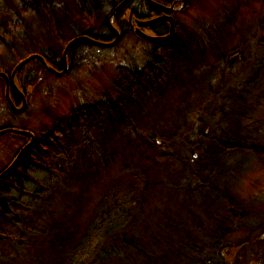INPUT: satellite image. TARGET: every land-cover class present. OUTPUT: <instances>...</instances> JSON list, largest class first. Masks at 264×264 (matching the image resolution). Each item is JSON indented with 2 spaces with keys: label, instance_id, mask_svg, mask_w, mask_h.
<instances>
[{
  "label": "rangeland",
  "instance_id": "rangeland-1",
  "mask_svg": "<svg viewBox=\"0 0 264 264\" xmlns=\"http://www.w3.org/2000/svg\"><path fill=\"white\" fill-rule=\"evenodd\" d=\"M120 1L93 0L95 7H87V13L79 7L82 0H49L41 8V17L27 18L18 1L0 0V73L8 77L28 56L42 57L60 73L66 46L81 37L112 44L116 37L108 19L120 7L111 21L119 33L112 46L76 43L67 53L62 76L49 72L35 59L21 67L20 80L26 77L28 85L18 84L17 73L14 82L19 91L25 90V96L18 93L24 96L25 110L17 112L14 108L22 106L12 102L14 108L9 107L6 82L0 77V131H25L36 140L47 141L46 137L60 133L67 137L76 130L83 136L82 142H92V134L104 140L99 147L96 143L87 148L81 146L79 136L72 134L73 142L70 136L65 137L69 141L65 151L72 159L70 170L53 171L55 178L50 180L30 168L26 172L31 179L24 182L13 174V180L26 189L21 199L30 201L29 195L35 194L42 201L53 202L46 211L44 228L59 222L64 231L75 229L73 224L87 223L99 199L109 193L112 212L117 209L115 203L125 208L140 207L144 228L150 229L155 223L163 225L158 232L164 238L172 221L185 215L179 202L187 197L174 192L178 188L176 175L181 173L182 162L202 155L198 131L206 132L208 126L204 117L207 114L200 111L203 99L208 101L209 112L216 113L212 115L213 124L222 123L226 128L229 121H234L248 141H243L245 146L237 153L220 161L222 171L216 175L221 180L219 186L249 213L227 221L231 233L222 239L223 249L209 253L212 264H264V0H186L184 5L183 0H174V5H182H175L171 12L174 34L159 45L144 42L134 33V19L144 20L153 12L150 18L158 16L150 9L153 6L146 0H129L128 5ZM163 30L162 24H154L143 32L152 36ZM178 46L187 47V51H178L168 71L158 77L157 88L149 93L143 86L154 81V73L144 77L143 69H154L150 63L156 55L169 57ZM55 58L58 65L52 63ZM139 85L140 93L132 88ZM226 88L230 90L228 97L223 92ZM122 103L130 106L126 116ZM233 110L241 116L233 115ZM104 116L109 118L106 124ZM174 125H183V143L166 147L156 137L151 142L154 134H168ZM28 140L30 143V138L12 133L0 136V175L29 144ZM27 152L18 159L26 158ZM31 152L28 155L32 156ZM52 162L59 167L69 163L64 158L53 160L52 170L57 168ZM77 163L92 167L93 176H76L70 182L68 178L78 173ZM183 177L181 187H197L189 171ZM66 191L70 192L67 196ZM215 204L216 199L211 206ZM220 211L226 221L229 216L224 217V210ZM243 241H247L244 247L237 246ZM227 244L232 246L225 247Z\"/></svg>",
  "mask_w": 264,
  "mask_h": 264
},
{
  "label": "trees",
  "instance_id": "trees-1",
  "mask_svg": "<svg viewBox=\"0 0 264 264\" xmlns=\"http://www.w3.org/2000/svg\"><path fill=\"white\" fill-rule=\"evenodd\" d=\"M17 1L22 15L33 18L34 15L42 16L41 8H45L49 0ZM156 1L162 5H169L174 2V0ZM81 3L79 7L87 13L90 11L87 7L90 8L91 5L95 7L93 0H82ZM151 10L153 9L151 8ZM175 51L164 59L156 55L154 61L150 63L154 69H143L142 74L144 77L154 73V81L149 83L148 86H143L149 93H151V89L154 88L153 90H155L157 88L158 77L168 71L170 61L175 59L178 51L183 53L187 51V47L178 46ZM57 61L58 59L55 58L52 63L58 65ZM172 67L174 66L172 65ZM22 71L23 68L18 71L16 81L19 85H28L26 77L20 80ZM140 86L142 85L132 88L134 90L138 89L136 92L140 93ZM120 87L123 88V84ZM206 89V91H209L210 88L206 87ZM144 92L141 93H148ZM223 92H226L225 95L228 97L227 93L230 90L226 88ZM201 100L200 107L202 110L200 111H202V114H207L204 117H206L205 121L208 125L206 132H204V129L198 131L201 138L199 146L202 148L200 151L202 155L200 154L194 160L187 159L182 162L181 173L176 175L175 182L178 183V188L174 192H181L184 194L182 196L187 197V199H182L179 202V206L185 211V215L183 217L178 216L177 219L172 221L173 224H171V227L169 226L170 232L164 238H160L158 232L159 227L163 225L155 223L150 229H156L152 231L144 228L142 221L140 222L142 217L140 207L133 205L125 208V206L120 207L118 203H115L117 209L112 212L113 201L108 199L112 196L109 193L106 195L104 193L105 196L103 195V198L99 199L93 211L95 213H92L87 223L73 224L75 229L68 228L64 231L59 222L47 225L44 228L45 218H47L45 217L47 216L46 211L53 205V202L42 201L35 194L29 195L30 201L22 200L21 197L26 189L21 183L14 181L13 178L17 174L23 178L20 179L22 182L30 180L31 178L27 175L30 168L49 176L50 180L55 178L53 171L60 173L59 169L70 170L72 159L65 151L69 141L67 139L66 142V136L60 133L53 135L52 138L46 137L47 141L44 139L36 140L33 152H31L32 156L26 155L14 175L8 173L0 181V264H212L213 258L209 253L214 254L217 249H223L220 247L222 239L231 233V227L225 225L228 224L227 221L230 220V217H241L249 213L239 208L238 202H234L233 198L219 186L221 180L216 179V175L222 171L220 161L228 154L237 153L240 148L245 146L243 141H248H246V134L242 136L239 133L241 127L234 121H229L226 128H223L222 123L213 124L216 113L209 112L207 109L208 101ZM121 105L125 108L122 113L126 116L128 114L127 109L130 106L123 103ZM230 106L232 107L234 104L230 103ZM225 107L226 105H224V109ZM232 113L236 117L241 116L236 110H233ZM224 115L225 111L222 117ZM104 118L107 117L104 116ZM108 121L109 118L105 123ZM169 131L168 134L164 135L154 134L151 137V142H154L155 137L166 147L184 142L183 125H174ZM102 132L103 130L97 133ZM72 134L79 136L81 146L87 148L91 144L95 146L97 143V147H99L104 143L102 138L93 134L92 142H82L83 136H80V132L76 130L68 133L66 137L68 138L70 135L72 142L74 141ZM192 151L195 150L192 149ZM87 156L89 157L90 153H87ZM59 158H64L69 163L59 167L57 162H52L57 167H52L54 168L52 170L51 161ZM76 171H78L77 174L71 176L70 179L68 178L70 182L76 176H79V178L83 176L86 179L94 174L93 168L86 166V164H78ZM188 171L192 180L197 184V187L192 189L190 186H180L183 176H186ZM3 184H8L9 187L2 188L1 185ZM64 188L68 187L65 186ZM17 193H20V195L17 196ZM68 193L70 192L66 191L64 195L67 196ZM196 195L200 196L196 197ZM215 199L216 204L211 206ZM132 201L135 202L136 200L133 199ZM33 206L40 208H33ZM220 210H224V217L229 216L226 221L221 217L222 212ZM246 242L243 241L237 246L240 245L242 248L246 245ZM158 244H161L159 249L156 247ZM231 246L229 244L225 245V247ZM28 250L29 252H27Z\"/></svg>",
  "mask_w": 264,
  "mask_h": 264
},
{
  "label": "water",
  "instance_id": "water-1",
  "mask_svg": "<svg viewBox=\"0 0 264 264\" xmlns=\"http://www.w3.org/2000/svg\"><path fill=\"white\" fill-rule=\"evenodd\" d=\"M129 0H124V2L122 3V5H125L126 2H128ZM151 6L153 7H157L158 9H162L168 13H171L173 11V7L172 8H166L164 6H161L160 4H157V3H154L152 2L151 0H146ZM186 2V0H183L182 1V4L184 5V3ZM120 7L116 8L114 13L112 14V16L110 17L109 19V26H110V29L112 30V32L114 33V36L116 37L115 41H113L112 44H115L118 40V37H119V33L112 27L111 25V21H112V18L115 16V14L119 11ZM161 21H167L170 23V32H173L174 31V25H173V20L171 17H166V18H158V19H154L152 21H149L145 24H139V27H147V26H151V25H154L158 22H161ZM137 35H139L141 38L143 39H146V40H150V41H155V42H160V41H164L166 37L164 38H152V37H147L145 36L144 34H142L139 30H137ZM78 42H86V43H89L91 45H95V46H102V47H110L112 46V44H103V43H100L98 41H92L86 37H81V38H78V39H75L73 41H71L67 46H66V49L64 51V54H63V58H62V63H63V71H61L60 73H58L57 71L53 70L52 68H50L44 61V59L40 56H30L28 57L26 60H23L15 69L14 71L12 72L11 76L8 77L6 76L5 74L3 73H0V77L3 78L6 82V99L8 100V103L10 104L11 107H13L11 101H10V98H9V95H8V92H9V89H10V86L11 88L16 92L18 93L19 91L17 90L16 88V85H15V82H14V79H15V75L16 73L20 70L21 67H23L25 64H27L28 62L32 61V60H39L41 62V64L45 67L46 70H48L49 72L55 74V75H59V76H62L65 74L66 72V62H67V53L69 52V49L71 47H73L76 43ZM14 108V107H13ZM17 112H21L23 109H24V100H23V106L20 108V109H16L14 108ZM6 133H14V134H18V135H21V136H25V137H29L30 138V143L21 151V153H19V155L17 156V158L15 159V161L10 165V167L5 171L3 172L1 175H0V180L3 179L13 168L14 166L16 165V163L19 161V157L24 153V151H28L29 148H31V146L33 145V143L35 142V137L33 134L29 133V132H25V131H18V130H5V131H0V136L2 134H6Z\"/></svg>",
  "mask_w": 264,
  "mask_h": 264
},
{
  "label": "flooded vegetation",
  "instance_id": "flooded-vegetation-1",
  "mask_svg": "<svg viewBox=\"0 0 264 264\" xmlns=\"http://www.w3.org/2000/svg\"><path fill=\"white\" fill-rule=\"evenodd\" d=\"M174 2H176V1H174ZM174 2H172V4H169V5H164L165 7H167V8H169V7H173V9L175 8V5H177V4H175L174 5ZM151 9V8H150ZM157 11H155V13H157V15L159 16V17H166V16H172V14H170V13H168V12H166V11H164V10H162V9H158V8H155ZM153 11V10H152ZM154 13V12H153ZM150 14L149 16H148V18H146V19H144V20H140V19H137L136 17H134V18H136L137 20H140V21H147V20H150L151 18H150V16L151 15H153L154 16V14ZM173 17V16H172ZM136 20V21H137ZM136 21H135V23H136ZM126 24V23H125ZM160 24H162L163 25V32H158V33H154V35L152 34V36H154V37H162V36H167L168 34H167V32H169V26H168V22H162V23H160ZM168 27V29H167V27ZM146 29H150V27L149 28H146ZM144 30V29H143ZM142 30V31H143ZM138 37V36H137ZM171 36H169L168 37V39L170 38ZM148 42V41H147ZM167 42V41H166ZM149 43H153V42H149ZM156 44H159V43H156ZM160 44H162V43H160ZM11 93V102L13 103V104H16V106L17 107H21V105H22V101H23V98H24V96H25V92L24 91H22L23 92V94H24V96H22V95H20V94H18V93H16L15 91H13V90H11L10 91ZM12 92H14V94H12ZM26 98V97H25ZM26 109V105H25V107H24V110ZM26 139V138H25ZM36 139L37 138H35V143H36ZM27 140V139H26ZM27 143H29V140H28V142ZM34 143V144H35ZM34 144L31 146V148H29L28 149V154H29V152L30 151H32L33 152V148H34ZM27 145V144H26ZM26 153V154H27ZM25 154V155H26ZM25 158H23V159H21V160H19L18 161V163L16 164V166L9 172L10 173V175H11V173H14L15 172V170H17L18 169V167H19V165H20V163H21V161L22 160H24Z\"/></svg>",
  "mask_w": 264,
  "mask_h": 264
},
{
  "label": "bare ground",
  "instance_id": "bare-ground-1",
  "mask_svg": "<svg viewBox=\"0 0 264 264\" xmlns=\"http://www.w3.org/2000/svg\"><path fill=\"white\" fill-rule=\"evenodd\" d=\"M106 2H111V0H105ZM119 2H121L120 0H118V3ZM124 1H122V3H123ZM112 3V2H111ZM117 3V2H116ZM126 4L128 5L129 4V2H126ZM178 5H180V3H177ZM177 6V5H176ZM182 5H180L179 7H181ZM150 8H152L153 9V11H157L155 8H153V7H150ZM11 92L9 91L8 92V95H9V98H10V100H11V94H10ZM12 94H13V92H12ZM21 106H23V104L21 105ZM105 123V122H104ZM106 124V123H105ZM70 136V135H69ZM26 155H28V154H26ZM25 155V156H26ZM18 163V162H17ZM16 163V164H17ZM16 166V165H15ZM19 168V167H18Z\"/></svg>",
  "mask_w": 264,
  "mask_h": 264
}]
</instances>
